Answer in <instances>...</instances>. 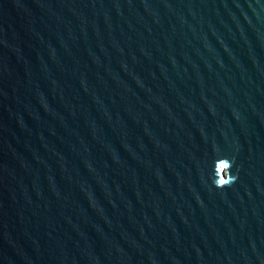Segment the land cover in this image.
<instances>
[{
  "label": "water",
  "instance_id": "water-1",
  "mask_svg": "<svg viewBox=\"0 0 264 264\" xmlns=\"http://www.w3.org/2000/svg\"><path fill=\"white\" fill-rule=\"evenodd\" d=\"M0 264H264V0H0Z\"/></svg>",
  "mask_w": 264,
  "mask_h": 264
}]
</instances>
